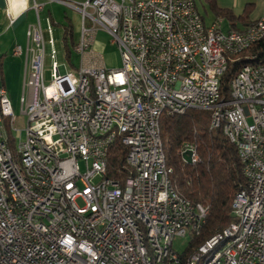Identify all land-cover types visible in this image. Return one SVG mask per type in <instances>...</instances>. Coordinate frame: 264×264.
I'll return each mask as SVG.
<instances>
[{"label": "built area", "instance_id": "obj_1", "mask_svg": "<svg viewBox=\"0 0 264 264\" xmlns=\"http://www.w3.org/2000/svg\"><path fill=\"white\" fill-rule=\"evenodd\" d=\"M134 1L135 8H126V0L71 5L81 26L73 49L78 64L70 68L51 36L53 20L46 18L42 30L34 3L37 21L27 26L25 46L13 49L23 58V129L0 87V117H6L0 125L10 128L9 136L0 135V167L10 179L9 194L0 185V264H142L135 230L129 226V235H122L113 226V219L128 224L129 212L147 219L163 264H178L174 237L186 236L184 227L200 230L209 207L190 202L188 210H177L171 203L153 116L158 107H166V115L210 111L214 100L221 107L210 112V128L222 127L239 147L249 186L236 191L231 203L230 224L235 229L242 222L241 238L205 264H264V64L243 65L229 80V99L219 91L221 75L239 56L236 48L264 40V14L255 20L261 32L239 35L222 31L219 23L205 26L194 0ZM128 13H135V21H128ZM98 29L117 44L119 67H105L92 48ZM4 138L12 139L14 153L6 152ZM115 142L125 149L120 178L107 170ZM187 151L196 163L195 146L186 143L180 153ZM16 155L25 157L32 184L22 183ZM128 185H135L134 199H127ZM65 205H73V212H65ZM33 209H42L43 217H34ZM129 242H136L134 252H126Z\"/></svg>", "mask_w": 264, "mask_h": 264}, {"label": "trees", "instance_id": "obj_2", "mask_svg": "<svg viewBox=\"0 0 264 264\" xmlns=\"http://www.w3.org/2000/svg\"><path fill=\"white\" fill-rule=\"evenodd\" d=\"M194 1L202 18L196 0ZM208 1L211 7L214 6V0ZM224 15L231 20L236 18L231 11H225ZM67 21V24L63 25L60 47L64 59L72 66L75 57L73 49L77 42H74L73 29L68 19ZM245 64H264V40L229 62L220 77L221 96L226 99L230 98L229 80ZM210 112L211 110L188 109L181 115L162 114L159 122L164 152L165 149L167 151V156L165 153L166 162L172 168L170 179L174 190L192 203H201L209 207L204 223L200 230H197L198 233L192 235L182 256L190 254L215 231L227 227L234 221L231 207L234 194L246 187L237 149L225 137L222 127L209 128ZM5 118L3 117V122ZM186 143L195 146L196 163L189 164L183 160L180 150ZM9 145L14 147L10 138ZM124 154V147L115 142L108 153V176L121 177L117 170L124 159Z\"/></svg>", "mask_w": 264, "mask_h": 264}, {"label": "crops", "instance_id": "obj_3", "mask_svg": "<svg viewBox=\"0 0 264 264\" xmlns=\"http://www.w3.org/2000/svg\"><path fill=\"white\" fill-rule=\"evenodd\" d=\"M86 1L15 0L13 2L11 0H0V87L6 89L11 101L16 98L19 90H21L23 80V58L14 55L13 49L16 45L25 46L27 26L37 21L33 8L34 3L40 5L38 17L42 30H46V18L50 17L53 21H57L62 16L66 19L65 23H67V19L69 20L72 29L77 28L80 30V12L71 5L80 7ZM196 3L197 6L198 3L202 4L203 12L199 11L204 25L209 27L218 21L220 29L225 32L233 29H243L264 14V0H214V6L212 7L208 0H196ZM65 8L73 10V20L67 16ZM225 11L233 12L236 18L229 19L224 15ZM63 31L62 26V35ZM60 45L58 46L60 47ZM92 48L99 53L102 59L103 46L95 45L93 42ZM102 62L105 67H113L107 61L102 60Z\"/></svg>", "mask_w": 264, "mask_h": 264}, {"label": "bare ground", "instance_id": "obj_4", "mask_svg": "<svg viewBox=\"0 0 264 264\" xmlns=\"http://www.w3.org/2000/svg\"><path fill=\"white\" fill-rule=\"evenodd\" d=\"M15 2V0H11ZM126 8H135L134 0H126ZM128 21H135V13H128ZM215 23H218L215 22ZM261 32V25H255V22H251L249 25L245 26L240 30H229L227 33H235L239 35H248L251 32ZM249 48H236V55L244 52ZM249 65V64H248ZM221 107V100H214L211 102L210 110L211 112H219ZM162 114H166V107H158L153 116V131L158 140V146L160 150V167L162 175H166L167 183L171 184V203L176 206L177 210H188V203L191 201L180 196L173 188L170 175L172 173V168L167 165L166 156L161 141L160 135V117ZM222 115H229V108H222ZM0 124H4L3 117H0ZM212 129V128H211ZM0 135L9 136L8 131L5 129L4 125H0ZM237 154L239 160H241V152L238 146ZM4 149L7 153H14V147L9 145V138H4ZM185 161V160H184ZM190 163H194V159H190ZM16 164L18 166V174H20V179L23 184H32V173L29 172L28 163L23 155H16ZM243 177L246 179V187L249 186V178L243 170V163L241 162ZM0 185L2 186V194H9L10 191V179L8 177H3V170L0 167ZM136 196L135 185H128L127 187V199H134ZM65 212H73V205H65ZM34 217H43L42 209H33ZM128 224H123L122 219H113V226L117 232L122 233V235H129V226H131L136 233L139 246L141 247V262L142 264H163V258H161L155 248V244H152L151 238L148 234L147 219H142L136 212H129L127 214ZM220 229V228H219ZM197 231V230H196ZM192 227H184V234L195 233ZM198 233V232H197ZM196 233V234H197ZM221 235V236H219ZM242 235V222H235V229H232V224L227 227L215 231L210 237L202 241L200 245L196 247L190 254L182 256L178 261V264H205V261L209 258L219 256V254H224L227 247L233 242L238 241ZM219 236V237H217ZM217 237L215 240H212ZM212 240V241H211ZM211 241V243H210ZM209 246L205 248L208 244ZM205 248V249H204ZM136 250V242H129L126 244V252H134ZM166 264H176L175 262H166Z\"/></svg>", "mask_w": 264, "mask_h": 264}, {"label": "rangeland", "instance_id": "obj_5", "mask_svg": "<svg viewBox=\"0 0 264 264\" xmlns=\"http://www.w3.org/2000/svg\"><path fill=\"white\" fill-rule=\"evenodd\" d=\"M198 7H199L198 9L201 12H203V8H202L201 3H198ZM65 11L67 12V16L73 20V17H74L73 13H72L73 10H71L70 8H65ZM65 20L66 19L63 18V16H62L60 19H57V21H53L54 24L52 26V31H53L52 37L55 40V43L57 44V46L60 45L61 40H62L61 39L62 26L65 24ZM66 22H68V21H66ZM253 22H255V21H253ZM55 23H57V24H55ZM86 24H88V22ZM233 30H239V29H233ZM73 39H74V42H78L80 39V30H78L77 28L73 29ZM112 39H113V37L108 32H106L103 29H98L95 33V36H94V44L103 46V51H102L103 55H101V56H103L102 60L107 61L109 63V65H111L113 67H119L121 65L120 53H119L117 44L112 43ZM60 53L63 55L62 50L60 51ZM239 54H241V53H239ZM64 63L66 64L67 68L71 67L68 65V63L65 60H64ZM73 63L78 64V60L76 59V57H74ZM50 73H51L50 63L46 62L44 65V81H45V83H48L50 81V79H51ZM22 79H23V77H22ZM20 97H21V90H19L16 98L12 99V105H13L14 114L16 117V127L19 129H23L25 127L24 125H25L26 118L24 117V115H22L20 113ZM4 124H6V118H5ZM4 127L8 131V135H9L10 134V128L8 127V124L4 125ZM21 137L22 138L24 137V133H22ZM10 142H11V138H10ZM165 153L167 156L166 149H165ZM241 171H242V166H241ZM242 175H243V173H242ZM244 180L246 183L245 177H244ZM245 186H246V184H245ZM77 203L80 204V201H77ZM195 233L194 232L192 234L187 233V235L183 236V237H180V236L174 237L173 242H172V249L174 251H176L177 253L182 254L186 250V248L188 247V245L191 241L192 235H194Z\"/></svg>", "mask_w": 264, "mask_h": 264}, {"label": "water", "instance_id": "obj_6", "mask_svg": "<svg viewBox=\"0 0 264 264\" xmlns=\"http://www.w3.org/2000/svg\"><path fill=\"white\" fill-rule=\"evenodd\" d=\"M190 151H187L186 153L183 154V159L185 160L186 163H190Z\"/></svg>", "mask_w": 264, "mask_h": 264}]
</instances>
